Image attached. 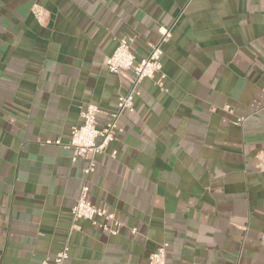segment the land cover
<instances>
[{
	"label": "crops",
	"instance_id": "0c3cea01",
	"mask_svg": "<svg viewBox=\"0 0 264 264\" xmlns=\"http://www.w3.org/2000/svg\"><path fill=\"white\" fill-rule=\"evenodd\" d=\"M161 26L164 78L139 84L86 181L122 227L70 230L88 164L70 131L129 91L105 65L117 40L138 61ZM164 243L166 264H264V0H0V264L64 244L63 264H147Z\"/></svg>",
	"mask_w": 264,
	"mask_h": 264
},
{
	"label": "built area",
	"instance_id": "2783aa9c",
	"mask_svg": "<svg viewBox=\"0 0 264 264\" xmlns=\"http://www.w3.org/2000/svg\"><path fill=\"white\" fill-rule=\"evenodd\" d=\"M33 14L38 22H42L43 12L34 6ZM172 26L159 27L157 29V40L148 44L147 54L135 60L134 54L131 52L130 45L132 38H120L117 40V46L112 54L106 58L105 65L108 72L120 76L124 72L132 75V83L129 91L117 98L116 109L108 116V120L101 128H97V115L101 113L98 106L93 104L86 105L80 112L81 123L74 126L70 131L69 142L66 147L71 148L73 155L72 162L78 159L87 160V167L83 170L86 178L78 199L70 210L71 227L73 230L76 223L80 220L88 221L92 225H98L108 235L115 236L122 227V222L117 220L112 213L107 212L103 207H97L91 204L87 199L88 184L87 177L92 174L96 166V157L104 154L111 142L114 141L117 133L121 132L118 126L119 116L123 111L133 112V97L137 95V88L144 79H152L159 74L160 79L164 78L160 57L162 55L161 45L168 42L171 38ZM51 144V141H46ZM60 145L59 141L53 142ZM114 157V154L111 155ZM99 220V222H98ZM166 248L167 244H160L148 258L147 264H166ZM67 244L56 253L52 264H63L67 259ZM27 264H34L28 262ZM39 264H48L47 260H43Z\"/></svg>",
	"mask_w": 264,
	"mask_h": 264
}]
</instances>
